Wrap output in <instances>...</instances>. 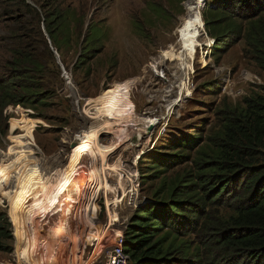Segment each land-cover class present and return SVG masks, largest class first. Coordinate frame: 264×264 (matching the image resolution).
Here are the masks:
<instances>
[{"label":"rangeland","instance_id":"1","mask_svg":"<svg viewBox=\"0 0 264 264\" xmlns=\"http://www.w3.org/2000/svg\"><path fill=\"white\" fill-rule=\"evenodd\" d=\"M59 2L61 27L53 38L44 33L53 57L36 24L26 25L48 65V104L26 113L12 107L0 131V210L13 233V249L0 251V261L14 257L18 225L34 264H107L137 206L186 169L169 155L188 136L217 129L220 109L263 95L264 70L245 55V39L214 47L202 14L215 11V0ZM193 8L202 36L181 92V30ZM17 11L0 0L2 49ZM87 49L92 56L82 61ZM76 183L85 190L72 197Z\"/></svg>","mask_w":264,"mask_h":264},{"label":"trees","instance_id":"2","mask_svg":"<svg viewBox=\"0 0 264 264\" xmlns=\"http://www.w3.org/2000/svg\"><path fill=\"white\" fill-rule=\"evenodd\" d=\"M1 1L19 11L11 19L16 25L9 33L10 45L2 49L7 38L0 36V131L12 107L26 113L48 104L50 90L42 80L48 65L26 25L36 24L48 57H53L44 33L53 38L64 13L59 0ZM215 2V11L208 8L202 14L214 47L221 50L245 39V55L264 70V0ZM25 10L29 17L24 20ZM10 14L6 9L1 17ZM90 56L91 49L80 54L82 61ZM218 117L219 127L206 138L190 135L169 155L186 169L169 185L164 182L155 199L138 205L130 217L122 239L132 264H264V94L228 104ZM10 225L0 210V251L8 253L13 249Z\"/></svg>","mask_w":264,"mask_h":264},{"label":"bare ground","instance_id":"3","mask_svg":"<svg viewBox=\"0 0 264 264\" xmlns=\"http://www.w3.org/2000/svg\"><path fill=\"white\" fill-rule=\"evenodd\" d=\"M197 1H198V4H201V2H203V0H197ZM196 6H197V8H200V7H198V5H195V7ZM189 13L190 14H189L188 18L186 19V21L184 23V27H182V30H181V37L182 38H181L180 45H183L182 49H181L183 52L181 54L182 56L180 58V64L178 67L179 70L181 72H183V75H182L183 77L180 80L181 81V83H180V91L181 92H182L184 85L186 84V80L184 78L188 75L187 70H189V68H190L189 65H190L191 61L194 59L195 50H196V47L198 45L197 44L198 39L202 36L201 35L202 34V30H201L202 24H201V18H200L201 13L198 11V9L196 10V8L191 9ZM173 50H174V48H173ZM153 69H155V70L158 69L156 67V64H154ZM76 140H78V139H76ZM78 142H80V141L78 140ZM86 180H87V178H86ZM82 182H84V181H82ZM76 184L73 185L72 188L69 190V193L72 195V197L75 195H80L85 190L84 183H80V184L76 183ZM85 193H86V191H85ZM15 229H16V237H17V241H18V245H17L18 259H19V261H21L23 263L31 264V259H27L26 255L24 254L25 247L27 244L25 242V237L23 235L21 227L17 225V226H15Z\"/></svg>","mask_w":264,"mask_h":264},{"label":"built area","instance_id":"4","mask_svg":"<svg viewBox=\"0 0 264 264\" xmlns=\"http://www.w3.org/2000/svg\"><path fill=\"white\" fill-rule=\"evenodd\" d=\"M15 236H16V229H15ZM123 237L118 236L116 239V243L114 245V247L111 249V251L108 253L107 255V259L108 262L107 264H128L129 263V258L128 255L125 253L124 249H123V244H124V240L122 239ZM16 253L14 255V257L10 260H1L0 264H26L23 263L21 261H19L18 259V255H17V247H16ZM33 252H32V256H33ZM31 264H34V258L31 257Z\"/></svg>","mask_w":264,"mask_h":264}]
</instances>
